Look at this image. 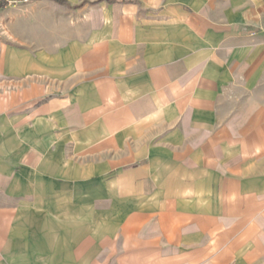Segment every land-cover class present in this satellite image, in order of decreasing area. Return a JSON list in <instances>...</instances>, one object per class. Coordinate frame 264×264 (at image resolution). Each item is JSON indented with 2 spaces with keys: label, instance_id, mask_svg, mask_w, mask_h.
I'll use <instances>...</instances> for the list:
<instances>
[{
  "label": "crops",
  "instance_id": "1",
  "mask_svg": "<svg viewBox=\"0 0 264 264\" xmlns=\"http://www.w3.org/2000/svg\"><path fill=\"white\" fill-rule=\"evenodd\" d=\"M67 1L0 8V264H264V0H96L51 40Z\"/></svg>",
  "mask_w": 264,
  "mask_h": 264
},
{
  "label": "rangeland",
  "instance_id": "2",
  "mask_svg": "<svg viewBox=\"0 0 264 264\" xmlns=\"http://www.w3.org/2000/svg\"><path fill=\"white\" fill-rule=\"evenodd\" d=\"M75 0H70V2H74ZM245 2V1H243ZM96 0H85L82 4L81 9H74L73 7L67 6H58L52 3H49L48 9L42 11L39 10L35 13H32V17L35 19H45L49 18L50 21V37L51 40L54 38H58L60 35H73L77 29H82V33H89L90 27L88 22L90 20L95 19V9H96ZM244 6V5H243ZM243 12L246 17L243 19L242 27H241V37H242V65L243 68L246 67L247 72L253 65V62H256L253 57L251 58V52H257L255 55L258 57V69L264 67V12L259 14L246 9ZM48 15V16H47ZM256 17H253V16ZM81 17V27H78L79 24H76L78 18ZM257 18V20H253ZM258 22V23H255ZM76 24V26L74 25ZM261 74H264V70ZM232 241L236 237L242 238L241 234L238 236H231ZM228 238V237H227ZM210 241H213V236H210ZM212 253V252H211Z\"/></svg>",
  "mask_w": 264,
  "mask_h": 264
},
{
  "label": "built area",
  "instance_id": "3",
  "mask_svg": "<svg viewBox=\"0 0 264 264\" xmlns=\"http://www.w3.org/2000/svg\"><path fill=\"white\" fill-rule=\"evenodd\" d=\"M31 0H0V4L5 6H17L29 3Z\"/></svg>",
  "mask_w": 264,
  "mask_h": 264
},
{
  "label": "trees",
  "instance_id": "4",
  "mask_svg": "<svg viewBox=\"0 0 264 264\" xmlns=\"http://www.w3.org/2000/svg\"><path fill=\"white\" fill-rule=\"evenodd\" d=\"M52 1H55V2L60 3V4H68L67 0H52ZM111 1H114V0H111ZM4 6H5L4 4H0V8H2Z\"/></svg>",
  "mask_w": 264,
  "mask_h": 264
}]
</instances>
